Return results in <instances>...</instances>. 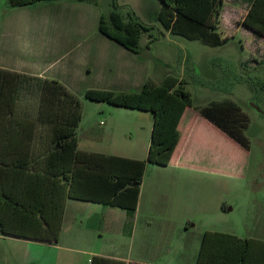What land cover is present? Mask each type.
<instances>
[{
  "label": "crops",
  "instance_id": "crops-1",
  "mask_svg": "<svg viewBox=\"0 0 264 264\" xmlns=\"http://www.w3.org/2000/svg\"><path fill=\"white\" fill-rule=\"evenodd\" d=\"M146 1L149 4V8H145L146 11L149 12L153 8V15L158 18L162 1ZM101 2V5H96L79 0H49L9 10L8 1L0 0V67L23 75L20 78L23 83L20 95L18 99L14 98L12 103L14 112L0 116V166L9 164L13 175L19 174L20 177L22 175L24 180L31 179L30 174L34 172L35 160H43L52 146L53 130L56 125L52 112L55 111L49 108L46 120L39 118L41 79L57 80L71 93L80 97L88 89L139 92L147 82L157 84L169 75L159 70L153 71L141 41V49L136 53L99 30L102 13L110 9L104 5L103 0ZM125 3L122 10H132L142 19L141 10L144 11L142 7L147 5L144 0H126ZM252 3V0H223L217 31L221 38H227L228 43L231 38L221 30L222 24L233 30L240 29L247 37L248 44L255 45V52L263 58L264 36L243 24ZM202 107L192 104L185 109L179 123L181 132L179 143L169 164L160 166H175L178 173L194 169L221 173L225 165L226 145L232 148L233 153L247 152L241 143L206 118L200 111ZM138 111L139 115L145 116H140L138 121L125 122L122 127L127 128L130 138L135 134L144 136L146 144L141 149L136 143L124 147L122 152L104 153L91 149L95 139L100 137L90 125L86 134H83L84 139L91 140L84 143L86 148L81 147L83 143L78 134L79 127L77 129L78 150L145 160L150 146L154 115L149 111ZM111 115L113 116V113ZM115 126L111 123L109 130L113 131ZM103 136L104 133L101 137ZM203 161H208V165H201ZM233 163L234 160L230 162ZM38 169L42 170V167ZM23 181L21 180L20 184L24 188L32 186ZM142 184L133 215L138 213L141 206ZM91 203L95 202L72 198L67 200L59 239L54 243L0 234V239H4L1 240L3 244H0V264H90L94 255L122 259L126 264H154L129 262L118 255L95 254L81 247L79 243H83V236L106 223L105 215L99 217L100 219H94L91 212L84 216L74 214L76 210L85 207L83 205ZM124 210L126 211L124 221L127 220V223L119 220L115 228L129 231L132 214ZM67 238L75 239L70 242ZM254 239L264 241L262 238ZM91 254L92 256H89Z\"/></svg>",
  "mask_w": 264,
  "mask_h": 264
},
{
  "label": "trees",
  "instance_id": "trees-1",
  "mask_svg": "<svg viewBox=\"0 0 264 264\" xmlns=\"http://www.w3.org/2000/svg\"><path fill=\"white\" fill-rule=\"evenodd\" d=\"M11 9L49 0H7ZM101 5V0H79ZM158 19L171 33L216 47L227 38L218 33L223 0H161ZM243 24L264 36V0H252ZM153 26L132 10L126 14L117 0L100 17L99 30L138 53L141 38L152 41ZM20 73L0 67V116L13 113L23 83ZM184 78L168 75L160 83L147 82L139 92L88 89L85 97L119 107L153 113V128L147 160H137L78 150L77 129L82 102L57 80L41 79L39 118L46 120L54 110L55 127L49 153L35 160L31 179L13 175L9 164L0 166V234L54 243L59 239L69 198L126 209L134 214L147 163L169 164L179 143V123L185 109L193 104ZM201 113L227 134L248 147L245 136L249 116L233 100L211 101ZM42 164V165H41ZM42 167V170L38 168ZM41 171V172H39ZM29 177V174H28ZM31 184L24 188L20 181ZM90 264H126L122 259L94 255ZM196 264H264V241L234 234L206 231Z\"/></svg>",
  "mask_w": 264,
  "mask_h": 264
},
{
  "label": "rangeland",
  "instance_id": "rangeland-1",
  "mask_svg": "<svg viewBox=\"0 0 264 264\" xmlns=\"http://www.w3.org/2000/svg\"><path fill=\"white\" fill-rule=\"evenodd\" d=\"M112 1L103 0L109 8ZM117 1L126 5V0ZM144 1L147 5L142 7L141 16L153 26V41L145 33L141 42L153 71L185 78L195 106H204L212 100L237 102L249 116L245 129L249 145L245 154L233 153L226 145L221 173L201 169L178 173L175 166L147 163L141 206L136 216L130 217L129 231L115 228L119 220L125 219L124 209L97 203L83 205L74 214L84 216L91 212L94 219L105 215L106 223L83 236L79 245L95 254L110 253L129 262L195 264L206 231L264 239V57L255 52V45L248 44L240 29L233 30L224 23L221 30L231 39L218 47L173 34L153 15V8L146 11L149 4ZM122 11L126 14L128 10ZM79 99L82 120L78 134L82 148L91 141L83 135L90 125L100 137L91 145L96 151L122 152L132 143L140 149L145 146L144 136L135 134L130 138L127 128L122 127L125 122L145 116L139 115L140 111L90 100L84 94ZM111 123L116 125L113 131L109 130ZM232 160L234 163L230 164ZM201 165H208V161ZM67 239L73 242L75 238ZM1 240L4 239H0L3 244Z\"/></svg>",
  "mask_w": 264,
  "mask_h": 264
}]
</instances>
